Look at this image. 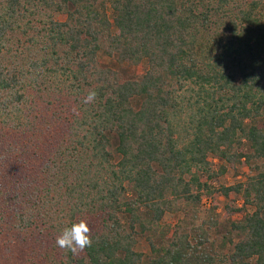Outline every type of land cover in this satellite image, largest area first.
Here are the masks:
<instances>
[{"label":"trees","instance_id":"obj_1","mask_svg":"<svg viewBox=\"0 0 264 264\" xmlns=\"http://www.w3.org/2000/svg\"><path fill=\"white\" fill-rule=\"evenodd\" d=\"M0 227L21 264H264V0H0Z\"/></svg>","mask_w":264,"mask_h":264},{"label":"rangeland","instance_id":"obj_2","mask_svg":"<svg viewBox=\"0 0 264 264\" xmlns=\"http://www.w3.org/2000/svg\"><path fill=\"white\" fill-rule=\"evenodd\" d=\"M57 18L59 19H65V16L62 14H58ZM101 60H103L107 64L114 63L111 58L104 54H100ZM143 70L142 67H137L133 68L132 71L133 73H141ZM249 172V168L245 165H238L237 167L234 168H229L227 173L220 177L217 181V184H224V185H231L234 184L235 182L244 180L246 177V174ZM219 196V195H218ZM235 198V194L232 193L230 197H224L223 195H220L217 199L220 201V207H219V212L221 215L224 212V206L226 203H230L232 199ZM204 202L206 203V206L209 205L211 202L210 199H204ZM239 203V202H238ZM235 216H239L238 214H235ZM178 219L177 215H172V214H167L165 216V221L175 223ZM11 233V232H10ZM7 229H4L3 227H0V264H21L20 262H23L24 255V249L23 247L19 244L18 241L14 245L10 244V234ZM144 244V241H143ZM10 248V249H9ZM143 249H147V244L143 245Z\"/></svg>","mask_w":264,"mask_h":264},{"label":"clouds","instance_id":"obj_3","mask_svg":"<svg viewBox=\"0 0 264 264\" xmlns=\"http://www.w3.org/2000/svg\"><path fill=\"white\" fill-rule=\"evenodd\" d=\"M97 93L93 90L88 93L85 98V103L92 102ZM56 245L61 249H66L71 253L78 254L86 247L91 246V229L89 223L81 219L78 222H73L70 227H65L56 237Z\"/></svg>","mask_w":264,"mask_h":264}]
</instances>
